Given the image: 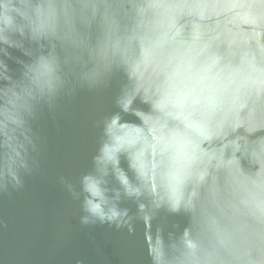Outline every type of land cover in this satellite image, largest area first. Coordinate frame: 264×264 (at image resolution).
I'll return each instance as SVG.
<instances>
[{"label":"water","instance_id":"water-1","mask_svg":"<svg viewBox=\"0 0 264 264\" xmlns=\"http://www.w3.org/2000/svg\"><path fill=\"white\" fill-rule=\"evenodd\" d=\"M0 264H264V0H0Z\"/></svg>","mask_w":264,"mask_h":264}]
</instances>
